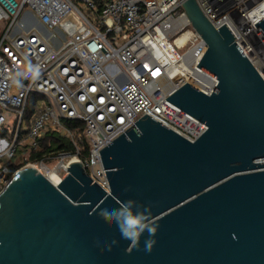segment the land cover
I'll list each match as a JSON object with an SVG mask.
<instances>
[{
  "label": "water",
  "instance_id": "obj_1",
  "mask_svg": "<svg viewBox=\"0 0 264 264\" xmlns=\"http://www.w3.org/2000/svg\"><path fill=\"white\" fill-rule=\"evenodd\" d=\"M183 8L218 83L166 99L207 129L190 141L140 117L100 150L109 192L77 161L57 184L22 168L0 191V264H264V79L226 23Z\"/></svg>",
  "mask_w": 264,
  "mask_h": 264
},
{
  "label": "built area",
  "instance_id": "obj_2",
  "mask_svg": "<svg viewBox=\"0 0 264 264\" xmlns=\"http://www.w3.org/2000/svg\"><path fill=\"white\" fill-rule=\"evenodd\" d=\"M183 1L0 0V186L24 168L12 163L18 151L28 160L46 133L67 137L74 153L59 152L52 166L41 160L25 167L54 172L60 182L77 161L109 192L100 150L140 117L148 114L190 141L207 129L166 99L186 82L208 95L218 83L197 66L207 44ZM197 3L214 27L228 25L264 79V36L255 25L264 0Z\"/></svg>",
  "mask_w": 264,
  "mask_h": 264
},
{
  "label": "trees",
  "instance_id": "obj_3",
  "mask_svg": "<svg viewBox=\"0 0 264 264\" xmlns=\"http://www.w3.org/2000/svg\"><path fill=\"white\" fill-rule=\"evenodd\" d=\"M33 106H30L27 112V121L30 120V117L33 113ZM41 150L40 151H33L30 154L28 160L24 161L22 164L26 162L36 163L38 161L44 160L45 162H52L55 155L59 152H70L74 153V147L71 141L59 134V133H46L40 139ZM86 153V151H85ZM21 164V165H22Z\"/></svg>",
  "mask_w": 264,
  "mask_h": 264
},
{
  "label": "rangeland",
  "instance_id": "obj_4",
  "mask_svg": "<svg viewBox=\"0 0 264 264\" xmlns=\"http://www.w3.org/2000/svg\"><path fill=\"white\" fill-rule=\"evenodd\" d=\"M4 25H5V22H3V23L1 24L2 27H3ZM33 99H34V95H31L30 100L32 101ZM22 152H23L22 150H19V151H18V154L13 158L12 163H18V162H21V163H19V164H22V163H23L24 159L27 158L28 153H24V154L22 155ZM23 157H24V159H23ZM27 164H28V162L22 164L21 167H25V165H27ZM48 164H49L50 166H52L54 163H53V162H48ZM2 187H3V186L1 185V186H0V190H1Z\"/></svg>",
  "mask_w": 264,
  "mask_h": 264
},
{
  "label": "bare ground",
  "instance_id": "obj_5",
  "mask_svg": "<svg viewBox=\"0 0 264 264\" xmlns=\"http://www.w3.org/2000/svg\"><path fill=\"white\" fill-rule=\"evenodd\" d=\"M261 68H264V63H260ZM32 166L33 168L37 169L34 165H29L28 167ZM38 170V169H37ZM39 171V170H38ZM53 183H57L59 181V177L54 173L51 172L48 177Z\"/></svg>",
  "mask_w": 264,
  "mask_h": 264
},
{
  "label": "clouds",
  "instance_id": "obj_6",
  "mask_svg": "<svg viewBox=\"0 0 264 264\" xmlns=\"http://www.w3.org/2000/svg\"><path fill=\"white\" fill-rule=\"evenodd\" d=\"M29 70H30V71H33L34 76H38V75H39V68H38V67H36L35 69H33V66H32V65H29ZM151 234H154V232L151 233ZM126 236H127V234H126ZM127 238H128V239H132L133 237H131V236H127ZM147 250H148V251L151 250V244H149V245L147 246Z\"/></svg>",
  "mask_w": 264,
  "mask_h": 264
}]
</instances>
